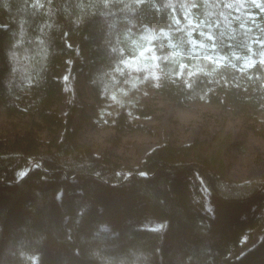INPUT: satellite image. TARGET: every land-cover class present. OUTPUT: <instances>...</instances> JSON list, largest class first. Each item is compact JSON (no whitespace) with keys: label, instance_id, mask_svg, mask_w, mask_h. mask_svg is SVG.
Here are the masks:
<instances>
[{"label":"trees","instance_id":"obj_1","mask_svg":"<svg viewBox=\"0 0 264 264\" xmlns=\"http://www.w3.org/2000/svg\"><path fill=\"white\" fill-rule=\"evenodd\" d=\"M209 1L0 0V107L28 120L0 132V264H264V233L230 255L260 223L264 177H229L196 140L161 142L122 167L82 140L76 98L56 108L69 68L116 130L133 128L131 113L152 110L123 86L149 51L158 67L144 77L175 104L261 111L264 59L230 63L218 33L224 61L195 53L180 28L208 17Z\"/></svg>","mask_w":264,"mask_h":264},{"label":"rangeland","instance_id":"obj_2","mask_svg":"<svg viewBox=\"0 0 264 264\" xmlns=\"http://www.w3.org/2000/svg\"><path fill=\"white\" fill-rule=\"evenodd\" d=\"M187 19L180 28L189 34L193 52L224 61L225 57L215 48L218 40L214 34L218 33L230 44V63L237 66L251 64L255 57L264 59V0H210L208 17L190 14ZM151 55L143 51L141 57L130 61L134 65L133 73L123 86L129 101L136 99L152 110L147 115L131 113L133 128L116 130L111 123V113L104 112L96 102L89 81L71 74L69 68L64 69L60 77L65 96L56 106L58 113L64 115L68 102L76 98L83 109L81 116L79 111L76 114L82 126V140L95 152L111 155L122 167L138 165L161 142L178 144L196 140L229 177L242 180L264 177V108L253 115L252 111H238L203 100L179 106L155 90L144 77L158 67L157 61L149 59ZM91 104H97L96 109ZM106 106L112 109L113 100L108 99ZM26 125L27 118L9 116L0 107L1 133L10 135ZM39 134L42 138L47 135L46 132ZM263 233L264 213L258 226L243 235L240 246L230 255L244 252L257 243Z\"/></svg>","mask_w":264,"mask_h":264}]
</instances>
